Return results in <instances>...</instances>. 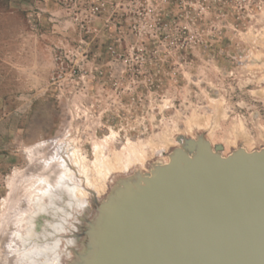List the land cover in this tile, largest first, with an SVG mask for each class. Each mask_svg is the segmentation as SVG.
I'll use <instances>...</instances> for the list:
<instances>
[{
  "label": "rangeland",
  "instance_id": "rangeland-1",
  "mask_svg": "<svg viewBox=\"0 0 264 264\" xmlns=\"http://www.w3.org/2000/svg\"><path fill=\"white\" fill-rule=\"evenodd\" d=\"M203 149L264 154V0H0V264L64 173L92 200L72 236L91 264L82 229Z\"/></svg>",
  "mask_w": 264,
  "mask_h": 264
},
{
  "label": "water",
  "instance_id": "water-1",
  "mask_svg": "<svg viewBox=\"0 0 264 264\" xmlns=\"http://www.w3.org/2000/svg\"><path fill=\"white\" fill-rule=\"evenodd\" d=\"M255 157L223 162L203 149L187 170L104 209L103 233L81 235L105 242L101 264H264V154Z\"/></svg>",
  "mask_w": 264,
  "mask_h": 264
},
{
  "label": "bare ground",
  "instance_id": "bare-ground-1",
  "mask_svg": "<svg viewBox=\"0 0 264 264\" xmlns=\"http://www.w3.org/2000/svg\"><path fill=\"white\" fill-rule=\"evenodd\" d=\"M95 154V158H97L98 162L101 157L100 150L97 149ZM208 155L213 159L216 158L210 155V153H208ZM184 162V164L177 163L166 171L159 173L156 177L167 173L169 170L185 171L194 164V162L190 161ZM106 170L107 172L104 173L107 176L105 178L106 186L108 187L112 176L119 172L114 168L112 169V167L110 168V166L109 169ZM129 179L132 183L135 182L136 175L133 177L130 176ZM119 184L120 181L115 184L113 189H111L109 199L117 196V192L121 190ZM146 187L147 185L140 188V190L145 189ZM77 190L78 188L74 183V180L66 172L59 180L57 186L47 189L41 194V196L35 197L33 202L31 201L32 203L30 202L33 211L26 221L27 228L23 238V244H25L24 253L22 255L23 262L20 260L22 264H64L65 262L67 264H83L76 256L75 252L80 253L82 256L83 254L86 255L87 251H85L81 244L78 243L77 239L72 236L79 232L81 219L85 217L86 213L92 209L91 207L93 206L92 200L87 199L83 201L81 198L82 194L80 196L77 193ZM123 198L118 202L115 209H117L122 203ZM96 219L97 218L92 217L91 222L98 224V219ZM103 227L104 224L102 223L99 234L104 232L102 230ZM97 242V246L100 248V253L98 252L99 254H96L93 257L91 264H101L107 254V246L105 245V242L98 239Z\"/></svg>",
  "mask_w": 264,
  "mask_h": 264
}]
</instances>
